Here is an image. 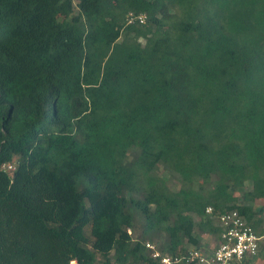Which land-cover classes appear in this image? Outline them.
I'll return each instance as SVG.
<instances>
[{
  "label": "trees",
  "instance_id": "1",
  "mask_svg": "<svg viewBox=\"0 0 264 264\" xmlns=\"http://www.w3.org/2000/svg\"><path fill=\"white\" fill-rule=\"evenodd\" d=\"M229 210L264 264V0H0V264H162Z\"/></svg>",
  "mask_w": 264,
  "mask_h": 264
},
{
  "label": "built area",
  "instance_id": "2",
  "mask_svg": "<svg viewBox=\"0 0 264 264\" xmlns=\"http://www.w3.org/2000/svg\"><path fill=\"white\" fill-rule=\"evenodd\" d=\"M129 21H139L143 23L145 14L135 15L130 13ZM5 170H13L14 163L4 164ZM207 213L212 212V208L206 209ZM221 227L220 242L213 248L211 253L196 251L189 257L162 255L155 244L147 242L146 246L154 253V258H160L162 264H178L186 259L188 262L197 264H244L246 260L256 257L262 237L258 236L253 227L248 223L244 215L238 210H229L219 216Z\"/></svg>",
  "mask_w": 264,
  "mask_h": 264
},
{
  "label": "rangeland",
  "instance_id": "3",
  "mask_svg": "<svg viewBox=\"0 0 264 264\" xmlns=\"http://www.w3.org/2000/svg\"><path fill=\"white\" fill-rule=\"evenodd\" d=\"M173 181H175V180L173 179L172 182H173ZM206 241H207V243H208V248H207L208 251H209L210 249H212L213 247H215L216 244L218 243V242L216 241V239L211 238L209 235H205V236H204V242H206ZM251 264H260V263L258 262V260L254 259L253 261H251Z\"/></svg>",
  "mask_w": 264,
  "mask_h": 264
},
{
  "label": "clouds",
  "instance_id": "4",
  "mask_svg": "<svg viewBox=\"0 0 264 264\" xmlns=\"http://www.w3.org/2000/svg\"><path fill=\"white\" fill-rule=\"evenodd\" d=\"M218 244H219V243H218ZM218 244H217V245H218ZM217 245H216V246H217ZM216 246H215V247H216ZM213 248H214V247H213ZM213 248H212L211 250H213ZM206 252H207V253H210V251H208V250H207ZM252 260H253V259H252Z\"/></svg>",
  "mask_w": 264,
  "mask_h": 264
},
{
  "label": "crops",
  "instance_id": "5",
  "mask_svg": "<svg viewBox=\"0 0 264 264\" xmlns=\"http://www.w3.org/2000/svg\"><path fill=\"white\" fill-rule=\"evenodd\" d=\"M210 250H211V249H210ZM210 250H209V251H210Z\"/></svg>",
  "mask_w": 264,
  "mask_h": 264
}]
</instances>
